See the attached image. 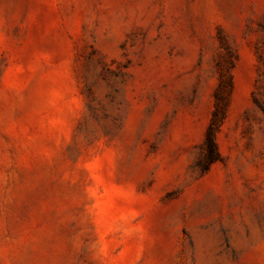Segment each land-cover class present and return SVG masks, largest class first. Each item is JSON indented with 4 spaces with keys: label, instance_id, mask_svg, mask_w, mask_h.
Wrapping results in <instances>:
<instances>
[{
    "label": "rangeland",
    "instance_id": "obj_1",
    "mask_svg": "<svg viewBox=\"0 0 264 264\" xmlns=\"http://www.w3.org/2000/svg\"><path fill=\"white\" fill-rule=\"evenodd\" d=\"M0 264H264V0H0Z\"/></svg>",
    "mask_w": 264,
    "mask_h": 264
},
{
    "label": "trees",
    "instance_id": "obj_2",
    "mask_svg": "<svg viewBox=\"0 0 264 264\" xmlns=\"http://www.w3.org/2000/svg\"><path fill=\"white\" fill-rule=\"evenodd\" d=\"M206 145L208 147V161L209 162H213L215 160L214 157L216 155V150H215V147H214L213 140L209 139L206 142Z\"/></svg>",
    "mask_w": 264,
    "mask_h": 264
}]
</instances>
